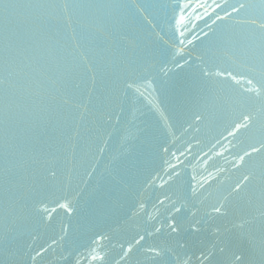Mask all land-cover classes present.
I'll return each instance as SVG.
<instances>
[{
	"label": "water",
	"instance_id": "95a60500",
	"mask_svg": "<svg viewBox=\"0 0 264 264\" xmlns=\"http://www.w3.org/2000/svg\"><path fill=\"white\" fill-rule=\"evenodd\" d=\"M0 264H264V0H0Z\"/></svg>",
	"mask_w": 264,
	"mask_h": 264
},
{
	"label": "snow or ice",
	"instance_id": "6c2138e0",
	"mask_svg": "<svg viewBox=\"0 0 264 264\" xmlns=\"http://www.w3.org/2000/svg\"><path fill=\"white\" fill-rule=\"evenodd\" d=\"M217 211H219V209H217ZM173 231H175V229H173ZM208 257L206 256L205 259H207Z\"/></svg>",
	"mask_w": 264,
	"mask_h": 264
}]
</instances>
